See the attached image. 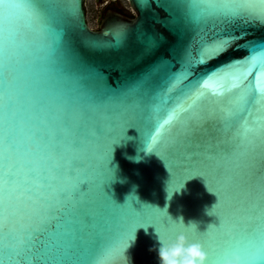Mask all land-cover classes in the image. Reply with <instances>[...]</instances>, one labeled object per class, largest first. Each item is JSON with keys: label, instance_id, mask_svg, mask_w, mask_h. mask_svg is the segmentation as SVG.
Listing matches in <instances>:
<instances>
[{"label": "snow or ice", "instance_id": "obj_1", "mask_svg": "<svg viewBox=\"0 0 264 264\" xmlns=\"http://www.w3.org/2000/svg\"><path fill=\"white\" fill-rule=\"evenodd\" d=\"M140 3L147 5L148 0ZM156 4L167 14L164 23L171 30L183 24L185 31L196 33L195 46L174 47L169 58L161 56L140 71L129 91L147 97L140 118L152 125L151 131L144 135L128 124L112 145L129 139L127 129L136 128L145 153L157 155L165 130L178 127L187 136L211 125L220 134L218 150L208 157L216 161L212 175L190 164L179 177L171 167L167 188L173 194L199 176L217 197L209 216L218 223L192 232L210 264H220L230 252L240 255L242 264H261L264 183L258 184L254 202L240 218L227 211L226 187H213L212 181L222 174L221 162L253 169L257 158H264V118L250 119L254 111L264 110V35L250 31L264 30V0ZM80 17L79 0H0V264H125V250L137 228L153 225L164 236L160 225L176 224L167 209L143 205L138 211L130 197L123 204L112 202L128 212L115 240L100 233L86 236L82 228L90 229L93 218L81 206L91 190L89 181L77 179L73 165L64 168L62 180L52 169L41 179L38 164L29 159L41 148L50 110L55 109V119L68 115L66 104L57 103L64 95L63 84L95 95L68 58L66 36ZM123 35L115 34L117 43ZM143 44L144 55L159 47L155 36ZM230 52L239 55L214 68L203 67ZM48 142L56 143L51 132Z\"/></svg>", "mask_w": 264, "mask_h": 264}, {"label": "water", "instance_id": "obj_2", "mask_svg": "<svg viewBox=\"0 0 264 264\" xmlns=\"http://www.w3.org/2000/svg\"><path fill=\"white\" fill-rule=\"evenodd\" d=\"M108 1L79 0L80 20L66 36L69 61L86 78L88 90L95 95H85L71 84H63L64 95L57 103L66 104L68 115L55 119V109L50 110L41 148L29 159L38 164L41 179L52 169L62 180L60 174L64 168L73 165L78 170L76 178L89 181L91 190L81 206L93 218L90 229L82 228L86 236L100 233L107 240H115L128 212L126 206L112 202L123 204L130 197L136 199L133 207L138 211L143 205L165 208L173 220L182 216L186 225L195 221L198 230L205 232L218 219L209 216L217 197L207 190L203 178L196 176L185 181L183 188L173 194L167 186L171 167L179 177L190 164L212 175L216 161L208 157L218 150L220 134L211 125L187 136L178 127L170 133L165 130L157 155L145 153L136 128L127 129L125 135L129 139L112 145L128 124L136 125L144 135L151 131L152 125L140 118L148 99L129 91V87L149 64L161 56L169 58L172 48L195 46L196 33L191 29L185 31L183 24L171 30L164 23L167 14L157 6L156 0H148L147 5H141L140 0ZM113 3L130 17L118 9H106ZM250 31L256 37L264 35V30ZM117 32L124 34L119 43L115 38ZM148 36H155L159 47L151 55H144L143 39ZM237 55L230 52L203 67L214 68ZM256 117L264 118V110L254 111L250 119ZM50 132L55 136V144L48 142ZM107 168L112 170L110 180H107L111 175ZM220 171L222 174L216 178L220 183L213 179L212 186L226 187L227 211L230 214L235 211L243 218L245 209L254 202L258 184L264 183V158L258 157L253 169H235L221 162ZM73 223L78 225V221ZM160 230L167 239H175L182 231L171 224H161ZM184 234L190 240L195 236L191 231ZM157 247L153 225L147 230L137 228L125 250V264H160Z\"/></svg>", "mask_w": 264, "mask_h": 264}, {"label": "clouds", "instance_id": "obj_3", "mask_svg": "<svg viewBox=\"0 0 264 264\" xmlns=\"http://www.w3.org/2000/svg\"><path fill=\"white\" fill-rule=\"evenodd\" d=\"M205 186L208 190L206 183ZM174 221L176 222L175 227L182 229V231L175 236V239H167L165 236L155 231L158 244L155 250L160 264H210L208 254L205 252L199 239L194 236L190 240L188 236L184 234L185 231H197V222L190 221L186 225L182 216L177 217ZM220 264H242V260L240 255L236 252H230L220 261Z\"/></svg>", "mask_w": 264, "mask_h": 264}, {"label": "flooded vegetation", "instance_id": "obj_4", "mask_svg": "<svg viewBox=\"0 0 264 264\" xmlns=\"http://www.w3.org/2000/svg\"><path fill=\"white\" fill-rule=\"evenodd\" d=\"M108 2H112V0H109ZM106 9H118L121 11V9L119 8L118 5H116L115 3H113V5H110L109 7H107ZM122 12V11H121Z\"/></svg>", "mask_w": 264, "mask_h": 264}, {"label": "trees", "instance_id": "obj_5", "mask_svg": "<svg viewBox=\"0 0 264 264\" xmlns=\"http://www.w3.org/2000/svg\"><path fill=\"white\" fill-rule=\"evenodd\" d=\"M122 11V10H121ZM126 16L130 17V15H128L127 13H125L124 11H122Z\"/></svg>", "mask_w": 264, "mask_h": 264}]
</instances>
